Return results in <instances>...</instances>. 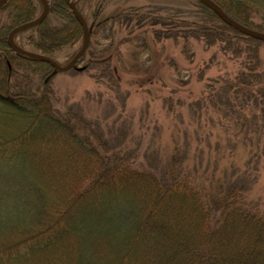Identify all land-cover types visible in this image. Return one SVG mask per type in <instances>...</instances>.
<instances>
[{"label": "trees", "instance_id": "trees-1", "mask_svg": "<svg viewBox=\"0 0 264 264\" xmlns=\"http://www.w3.org/2000/svg\"><path fill=\"white\" fill-rule=\"evenodd\" d=\"M11 1L13 0H8L0 9V15L3 16L0 17V109L11 111L15 116L29 118V131H33L39 124L50 128L54 137L48 139V142L44 140V145L53 149L61 143L65 146L61 157L69 163H75L74 166L78 163V167L73 177L63 184L60 193L56 195L55 204L49 210L51 213L43 216L38 211L43 203L31 201V196H38L36 190L44 198L43 183L36 185L24 179V176L29 174L18 161L20 154H11L12 150L18 149L12 142L16 139L0 136V170L12 171L13 178L10 180L14 184L12 186L11 182H0V211L4 209V215H0V219L8 214L7 205L10 208L9 215L16 214L7 222L0 221V227L21 229L18 236L0 241V264H70L61 258H42L40 254L64 239L70 232L71 228L63 223V219L71 218V210L77 211L85 206L84 204H89L92 201L89 199L97 191L111 185L129 186L135 192L139 190L137 193L144 190L142 210L136 207L135 197L123 196L108 206L111 210L108 220L116 231L119 230L118 237H124L135 229L138 232L132 235L133 239L142 233H155L148 237L150 242L147 262L144 264H264V216L258 208L246 201L242 185L230 183L221 187L222 190L216 194L192 184L189 177L183 175L185 171L178 165H172L158 175L150 169L139 170L130 162V159L134 158L131 152L121 153L115 150L124 144L126 138H118L115 151L111 147L109 149L108 142L103 138L99 139L93 129V123L84 119L78 109L73 111L67 108L63 113L54 109L50 87H46L49 80L45 84L43 81L48 77L50 79L53 69L48 64L11 51L6 43L10 30L36 19L42 6L38 0H15L23 5L19 12H15L9 7ZM84 1L93 7L89 15L90 27L87 18L82 16L89 33L88 46L75 68L59 74H76L75 72L81 71L77 68L79 64L87 69L84 63H90L92 56L99 53L101 60L88 66L91 70L94 66H100L104 72L108 70L107 77L113 87H116L111 62L120 56L117 47L121 45V40L117 36L116 41L115 36L118 34L108 35L104 40L105 45H102L98 41V32L112 30L116 25L120 26L127 36H132L135 30L155 25L157 16H154V13L159 11L156 5L159 0ZM171 1L188 9L184 20L180 19L182 26L171 32L173 36L182 32L183 35H192L194 39L202 38L205 47H211L221 41L229 45L227 38L238 43L259 44L228 28L197 0ZM212 1L237 24L264 32V0ZM48 2L49 10L43 22L16 34L13 41L21 49H34L38 54L54 60L55 53L57 55L66 48L82 44L83 30L65 0ZM109 4L120 9L116 8L107 16L105 10ZM76 8L81 14L80 7L76 5ZM55 23L61 25V31H56L58 28ZM112 24V27L108 26ZM28 31H31V35L37 33L39 42H34L30 34L25 37L23 43L16 42L17 37H23ZM91 31L94 32L91 34ZM59 32L62 34L59 35ZM65 32L67 34L63 35ZM153 33L155 40L160 41L157 34ZM45 37H50V40L47 41ZM250 59L251 62L247 61L250 63L248 67L240 70L232 81H222L219 86L227 93V104L231 110L233 108L243 114L248 112L253 116L255 111H260V117L263 118L264 73H257L255 67L251 66L253 56ZM104 72L101 71V77H92L96 84L104 77ZM19 79H25L27 85L21 86L17 82ZM31 81H34L33 85L30 84ZM215 98L217 99V94ZM35 103L39 104L38 109H35ZM26 135L18 141L27 139L29 143L34 139ZM104 146L106 151L102 150ZM43 155L46 158V155ZM51 155H48V158ZM113 178L121 180L114 183ZM6 199L13 201L5 203ZM69 201L76 207H64ZM96 205L100 207L102 204L100 202ZM227 238L231 239L230 243ZM73 254L76 255L74 252ZM89 264H108V260L103 257L100 261H90Z\"/></svg>", "mask_w": 264, "mask_h": 264}, {"label": "rangeland", "instance_id": "rangeland-1", "mask_svg": "<svg viewBox=\"0 0 264 264\" xmlns=\"http://www.w3.org/2000/svg\"><path fill=\"white\" fill-rule=\"evenodd\" d=\"M70 1L80 7L81 14L87 18L90 27L89 15L93 7L84 0ZM65 3L67 4L66 0ZM156 5L159 11L154 13L157 16L155 25L135 30L132 36H127L116 25L112 30L98 32V41L102 45H105L104 40L108 35L118 34L115 36L116 41L117 36L120 37L121 45L117 47L120 56L111 62L117 86L113 87L107 77L108 70L104 72L100 66H94L91 70L88 66L101 60V54L97 53L92 56L90 63H84L87 69L79 64L77 68L81 71L75 72L76 74L51 72L50 79H43L44 84L49 80L46 87H50L54 109L61 113L67 108L73 111L78 109L84 119L93 123L99 139L103 138L108 142L109 149L111 147L114 150L119 139L126 138L124 144L119 145L123 151L118 147L115 150L121 153L131 152L134 158L130 162L139 170L150 169L158 175L172 165H178L192 184L216 194L222 190L221 187L230 183L242 185L246 201L258 208L264 216V117H260V111H255L253 116L248 112L243 114L233 108L231 110L227 104L228 95L219 86L222 81H232L240 70L248 67L250 63L247 61L251 62L252 56L251 66L255 67L257 73H264V42L251 38L259 43L255 45L227 38L229 45L221 41L205 47L202 38L194 39L192 35H183L180 30L177 31V36L171 34L182 26L180 21L186 17L187 8L171 0H159ZM22 6L20 2L13 0L9 7L19 12ZM116 8L120 9L109 4L105 15L109 16ZM39 16L40 12L36 18ZM75 20L78 22L76 18ZM54 25L58 28L56 31H61L59 23ZM108 26L112 27L113 24ZM153 32L160 41L155 40ZM30 33L28 31L23 37H17L16 42L23 43ZM65 34L67 32L63 35ZM31 36L34 42H39L37 33L34 32ZM45 39L48 41L50 37ZM80 45L82 44L66 48L57 55L55 53L54 60L58 65L65 66ZM8 48L13 51L9 46ZM35 51L33 49L30 52L44 56ZM101 71L104 72V77L96 84L93 78L100 76ZM19 80L17 82L21 86L27 85L25 79ZM30 84L33 85L34 81ZM30 127L29 118H19L11 111H0V136L18 141ZM33 131L36 136L21 146L18 161L30 175L24 176L25 180L36 185L43 183L44 198L36 190L38 196H31V201L43 203L38 211L46 216L54 206V199L63 184L75 174L78 163L74 166L75 163H69L61 157L65 148L61 143L53 149L44 145V140L54 137L50 128L36 127ZM102 150L106 151V146ZM48 155L51 156L48 158ZM11 178L12 171L0 170V182L12 184ZM138 191L135 192L129 186L117 185L100 189L89 199L92 200L89 204H84L77 211L73 210L76 214L72 213V217L65 223L71 228L66 237L40 256L46 259L61 258L70 264L94 263L103 257L107 258L108 264L146 263L150 242L148 237L153 231L145 235L139 234L138 238L133 239L132 235L138 232L135 229L126 234L128 236L118 237L119 230L116 231L108 220L111 215L108 206L123 196L135 197L136 207L142 210L144 190L140 193ZM12 201L6 199L5 203ZM100 202L102 205L99 207L96 203ZM6 208L9 212L1 217V222H7L16 215H9V205ZM0 215H4V209L0 211ZM20 232L19 228L0 227V241L14 238ZM73 252L79 253L80 257Z\"/></svg>", "mask_w": 264, "mask_h": 264}, {"label": "water", "instance_id": "water-1", "mask_svg": "<svg viewBox=\"0 0 264 264\" xmlns=\"http://www.w3.org/2000/svg\"><path fill=\"white\" fill-rule=\"evenodd\" d=\"M7 0H0V7L4 5V3ZM40 3L42 4V12L40 14V16L38 18H36L35 20H32L30 22H27L25 24L19 25L15 28H13L7 35V39L6 42L8 44V46L15 51L16 53H19L21 55L33 58V59H37V60H42L44 62H47L53 69V74H55L56 72H66L70 69H72L75 64L77 63V61L79 60V58L83 55L84 51L86 50V47L88 45V32L86 29V26L83 22V20L81 19V17L79 16V14L77 13V10L75 8V6L73 4L70 3V0H66L67 4L69 5L74 17L78 20L83 33H84V41H83V45L82 48L75 54V56L72 58V60L64 67H60L58 66L54 61H52L51 59L44 57V56H40V55H36L32 52L29 51H25L19 48H16L13 43H12V37L25 29L31 28L33 26H36L37 24L41 23L42 20L45 18V16L48 13V1L46 0H39ZM199 3H201L202 5L206 6L207 8H209L223 23H225L228 27H230L231 29L239 32L240 34H243L249 38L258 40L260 42H264V34L263 33H259L257 31H253L251 29H247L239 24H237L236 22H234L232 19H230L222 10L221 8L216 5L212 0H197Z\"/></svg>", "mask_w": 264, "mask_h": 264}, {"label": "bare ground", "instance_id": "bare-ground-1", "mask_svg": "<svg viewBox=\"0 0 264 264\" xmlns=\"http://www.w3.org/2000/svg\"><path fill=\"white\" fill-rule=\"evenodd\" d=\"M7 2H8V0H7L4 4H6ZM35 61H37V62H41V63H44V64H48L47 62H44V61H42V60H37V59H35ZM38 106H39V104L35 103V109H38ZM0 111H4V109H0ZM29 113H30V112H29ZM26 114H28V113H26ZM26 114H25V115H26ZM17 117H19V118L21 117V118H22V116H20V115L17 116ZM39 127H42V124H39L37 128H39ZM29 129H30V128H27L26 131L29 130ZM26 134H27V135H30L32 138H35V136H36V133H35L34 131H28ZM27 135H26V136H27ZM30 136H28V137H30ZM31 137H30V138H31ZM13 140H15V139H13ZM12 142L15 143V146H17L18 149H14V150H12V151H11V154H12V155H15V156H16V155L18 156V155H19L18 152L20 151V146H22L24 143H26V142H27V139H23V140L18 141V142H17V140H15V141H12ZM13 143H12V144H13ZM15 159H16V157H15ZM113 179H114V178H113ZM113 179H112V181H113L114 183H116L117 181H120V180H121V178H117L116 180H115V179L113 180ZM115 181H116V182H115ZM64 207H68L69 209H70V208L73 209L74 207H76V205H74V203L72 204V201H69V202H67L66 204H64ZM70 212L73 213L72 210H71ZM73 214L75 215L76 213H73ZM73 214H72V215H73ZM72 215H71V217H72ZM67 220H68V218L63 219V221H64L63 223L65 224ZM227 241L230 243V242H231V239L227 238ZM76 256L80 257V254L76 252Z\"/></svg>", "mask_w": 264, "mask_h": 264}]
</instances>
